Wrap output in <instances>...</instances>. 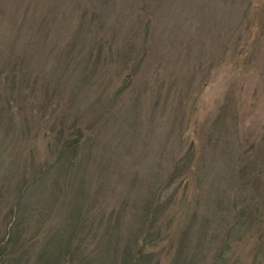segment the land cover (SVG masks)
Segmentation results:
<instances>
[{
    "label": "rangeland",
    "instance_id": "rangeland-1",
    "mask_svg": "<svg viewBox=\"0 0 264 264\" xmlns=\"http://www.w3.org/2000/svg\"><path fill=\"white\" fill-rule=\"evenodd\" d=\"M0 264H264V0H0Z\"/></svg>",
    "mask_w": 264,
    "mask_h": 264
}]
</instances>
